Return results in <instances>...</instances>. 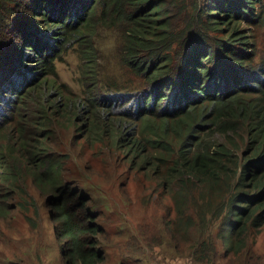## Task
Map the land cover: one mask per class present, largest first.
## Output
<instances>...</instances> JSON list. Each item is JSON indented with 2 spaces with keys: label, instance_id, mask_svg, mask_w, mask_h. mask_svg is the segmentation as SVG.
I'll return each mask as SVG.
<instances>
[{
  "label": "trees",
  "instance_id": "1",
  "mask_svg": "<svg viewBox=\"0 0 264 264\" xmlns=\"http://www.w3.org/2000/svg\"><path fill=\"white\" fill-rule=\"evenodd\" d=\"M101 31L128 79L105 75ZM72 49L80 90L57 79ZM100 144L176 192L169 224L195 264H264V0H0V218L31 224L45 197L61 240L56 259L4 264L104 263L105 229L73 183ZM195 191L226 196L208 214Z\"/></svg>",
  "mask_w": 264,
  "mask_h": 264
},
{
  "label": "rangeland",
  "instance_id": "2",
  "mask_svg": "<svg viewBox=\"0 0 264 264\" xmlns=\"http://www.w3.org/2000/svg\"><path fill=\"white\" fill-rule=\"evenodd\" d=\"M100 33L97 43L102 66L106 68L105 75L114 77L116 82L128 79L119 64V37L116 32ZM57 66L58 81L80 90V52L72 49ZM107 155L110 153L104 144L88 152L85 160L88 168L94 170L87 172L82 168L87 175L85 180L74 178L73 182L79 194L88 199V208L97 215L105 229V234L99 237L106 250L102 264H195L190 252V239L173 236L172 225L169 224L176 217V192L145 169L131 173L132 165L124 162L121 154H115L114 159ZM72 168L78 170L76 166ZM72 176L73 173H69L67 179ZM199 194V191L194 193L199 201L197 209L206 210L208 214L220 206L226 196L224 192L214 194L211 198L215 199L209 206ZM40 201L43 209L40 214L32 215L31 224L19 213L6 222L0 218V264H4L3 253L10 257L13 251L23 254L29 249L43 251L49 261L52 255L56 259L61 240L56 237L55 227L44 207L45 197ZM256 250L264 256V228L257 237ZM227 263L229 260L219 262ZM53 264L60 263L55 260Z\"/></svg>",
  "mask_w": 264,
  "mask_h": 264
}]
</instances>
